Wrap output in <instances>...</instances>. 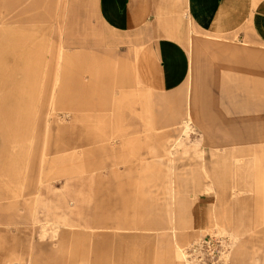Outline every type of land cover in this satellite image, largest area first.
<instances>
[{"label":"rangeland","instance_id":"rangeland-1","mask_svg":"<svg viewBox=\"0 0 264 264\" xmlns=\"http://www.w3.org/2000/svg\"><path fill=\"white\" fill-rule=\"evenodd\" d=\"M34 13L26 23L33 33L0 27V264H264V168L244 157L248 147L215 149L209 175L200 163L211 158L203 144L232 137L208 119L211 78L242 86L259 70L264 84V38L253 28L208 32L185 17L195 108L181 139L190 151L179 146L147 166L140 160L154 159V135L189 101L186 78L169 88L148 68L153 33L108 27L94 0H43ZM109 57L116 67L100 68L96 59ZM186 157L200 181L186 173L178 182ZM78 203L87 214L67 216Z\"/></svg>","mask_w":264,"mask_h":264},{"label":"crops","instance_id":"crops-1","mask_svg":"<svg viewBox=\"0 0 264 264\" xmlns=\"http://www.w3.org/2000/svg\"><path fill=\"white\" fill-rule=\"evenodd\" d=\"M43 0H7L4 8L0 12V27L9 31L33 33L31 26L26 23L28 20L35 18L37 6ZM97 12L101 21L108 27L125 33H140L148 30L153 33L151 40H148L150 47L147 49L145 55L149 56L147 59V66L150 70L159 73L162 84L169 88L181 83L184 78L187 87V106L185 115L180 120H175L167 126H161L162 132L154 135V159L150 162L142 157L140 161L155 165L158 158L163 160L171 159V152H177L179 146L183 149V154L188 153V143H183L182 136V121L188 118L189 113L195 108V101L191 99V93L195 90V71L194 59L192 49V37L188 38L182 34V26L185 23V17L188 16L196 27L213 33H234L235 31L249 32L253 28L254 31L264 38V0H94ZM185 14V15H184ZM150 32V33H151ZM193 28L190 33L193 34ZM54 43V41H53ZM55 44V43H54ZM56 53H54L53 57ZM93 60V59H92ZM91 60V61H92ZM100 64V68L116 67V61L113 57L108 59H96ZM89 62V60L87 61ZM71 64V61H70ZM39 65V64H38ZM52 63L49 65V67ZM37 66V65H36ZM152 66V68H151ZM261 71H251V76L248 82H243L241 86L237 81L234 82L230 77L216 74L211 78L213 88L216 90V97H214L215 114L208 117L212 124L223 129H228L231 138L218 139L212 143L203 144L208 146L211 151V158L206 155L201 156V165L205 169V175H209L207 171V159L214 162L213 156H218L215 149L226 147L233 151L238 147H248L249 153L247 160H253L257 167L264 168V161L262 154L264 152V84L259 80ZM78 76V75H76ZM88 74L79 75L75 78L76 83L83 84L85 79H89ZM85 85V84H84ZM194 92V91H193ZM226 104V105H225ZM209 114V113H208ZM203 117L198 116L200 122ZM180 127V128H179ZM60 129V128H59ZM205 135H211V131L204 128ZM204 133V131L202 130ZM212 136V135H211ZM203 148L205 149V147ZM204 151V150H203ZM260 152V153H259ZM180 157H184V155ZM187 158V157H186ZM213 159V160H212ZM188 157L186 162L182 163V171L178 172V182H183L184 175L187 173L192 177L191 181H200L201 175L193 173L192 165H197V162L190 161ZM261 161V162H260ZM210 162V163H211ZM205 163V164H204ZM151 165V166H152ZM150 166V165H149ZM191 170V171H190ZM190 171V172H189ZM264 170H259L261 176L260 182L262 184V191L264 192ZM155 173L150 174L145 182L154 183ZM188 180V179H187ZM71 184V183H70ZM84 198H86V194ZM81 194L74 196L73 199L80 201ZM53 197L52 195H49ZM85 200V199H84ZM78 203L74 211L67 216H85L87 212L82 204V210ZM51 209L52 204H46ZM56 205V204H55ZM55 211L58 205L53 206ZM83 219L75 221L80 223ZM86 224L85 222H81ZM80 223V224H81ZM94 228V224H91ZM101 235L105 238V234ZM93 238L96 234H87V237ZM89 239V238H88ZM92 247L95 249L94 239H89ZM177 249L182 251L177 245Z\"/></svg>","mask_w":264,"mask_h":264},{"label":"built area","instance_id":"built-area-1","mask_svg":"<svg viewBox=\"0 0 264 264\" xmlns=\"http://www.w3.org/2000/svg\"><path fill=\"white\" fill-rule=\"evenodd\" d=\"M200 247H201L200 243H197L196 245H194V247L191 250L192 254L200 252Z\"/></svg>","mask_w":264,"mask_h":264}]
</instances>
